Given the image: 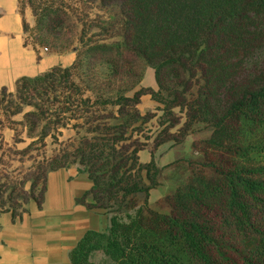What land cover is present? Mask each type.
Listing matches in <instances>:
<instances>
[{
  "label": "trees",
  "instance_id": "1",
  "mask_svg": "<svg viewBox=\"0 0 264 264\" xmlns=\"http://www.w3.org/2000/svg\"><path fill=\"white\" fill-rule=\"evenodd\" d=\"M108 1L103 0L105 6ZM118 1L122 10L117 6L114 12L124 13L125 46L155 70L159 86L157 93L142 90L135 97L151 94L169 109L186 108L191 119L204 118L211 125L212 136L202 143L203 156L192 161L194 174L187 184L166 197L168 214L147 205L132 214H112L104 232H86L70 251L71 264H95L97 254L102 264H264V0ZM60 3L64 0L50 1L30 27L26 2L18 0L25 45L37 53L52 16L60 18L58 24L65 19ZM122 49L89 47L87 62L107 59L114 73ZM77 51L74 46L55 53ZM77 63L78 58L71 67ZM58 70L20 78L15 90L29 93ZM186 74H199L201 81L191 103L181 102L187 85L179 91L165 84L180 83ZM45 114L50 115L25 117L41 120ZM87 171L93 186L76 203L94 209L87 200L99 199L102 190ZM47 174L39 197L31 192L25 206L29 200L43 206ZM5 212L21 219L26 210L19 215L7 208L0 215Z\"/></svg>",
  "mask_w": 264,
  "mask_h": 264
},
{
  "label": "rangeland",
  "instance_id": "2",
  "mask_svg": "<svg viewBox=\"0 0 264 264\" xmlns=\"http://www.w3.org/2000/svg\"><path fill=\"white\" fill-rule=\"evenodd\" d=\"M23 1L27 25L33 27L36 13L53 0ZM60 5L65 19L58 24L60 18L52 16L38 49L55 53L76 46L78 63L59 67L29 93L15 88L0 92V211L10 208L21 215L31 192L39 197L44 174L64 166L86 173L90 168L102 194L87 203L109 218L144 205L168 214L164 201L193 176L192 161L203 156L211 125L204 118L191 119L186 108L169 109L151 94L135 97L142 90L157 93L159 86L155 70L125 46L124 13L114 12L117 6L116 11L122 10L118 0L106 6L103 0H64ZM99 45H123L114 73L107 59L88 64L89 47ZM165 84L179 91L187 85L181 100L186 103L196 100L201 87L199 74ZM27 113L50 115L37 120ZM102 261V254L94 257L95 264Z\"/></svg>",
  "mask_w": 264,
  "mask_h": 264
},
{
  "label": "crops",
  "instance_id": "3",
  "mask_svg": "<svg viewBox=\"0 0 264 264\" xmlns=\"http://www.w3.org/2000/svg\"><path fill=\"white\" fill-rule=\"evenodd\" d=\"M76 58L26 46L18 0H0V91H13L20 78L71 67ZM92 186L88 173L74 167L48 172L41 208L29 200L21 219L0 215V264H71L69 253L84 234L109 226L108 214L76 203Z\"/></svg>",
  "mask_w": 264,
  "mask_h": 264
}]
</instances>
